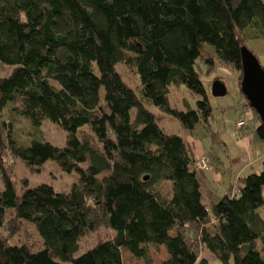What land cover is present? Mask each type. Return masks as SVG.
<instances>
[{"label":"trees","instance_id":"1","mask_svg":"<svg viewBox=\"0 0 264 264\" xmlns=\"http://www.w3.org/2000/svg\"><path fill=\"white\" fill-rule=\"evenodd\" d=\"M255 39L264 40V0H0V64L11 68L0 76V264H123L124 250L152 264L154 246L168 255L162 264H211L195 244L222 264H264V160L207 208L191 146L143 105L214 141L200 69L221 65L241 83V50ZM182 85L195 109L170 107ZM17 118L33 127L28 144L14 138ZM45 120L67 133L63 147L40 138ZM255 132L264 141L261 122ZM14 159L36 169L53 161L78 181L30 188ZM22 224L38 244L8 240ZM102 227L112 237L77 256L80 238Z\"/></svg>","mask_w":264,"mask_h":264},{"label":"rangeland","instance_id":"2","mask_svg":"<svg viewBox=\"0 0 264 264\" xmlns=\"http://www.w3.org/2000/svg\"><path fill=\"white\" fill-rule=\"evenodd\" d=\"M249 47L254 50L257 59L264 69V40L255 39L248 42ZM207 49L213 51V48L206 45ZM249 50V49H248ZM117 71L122 76L123 80L128 84L129 88L137 97H140V81L135 75L132 68L126 67L123 63L117 65ZM11 71L10 67L0 64V76H6ZM200 81L206 91L209 104L212 108V131L216 134L212 144L211 137L207 132L198 127L195 132L190 135L188 131L183 129L180 123L173 117L160 112V110L144 100V107L157 117L160 128L168 135H177L185 140L194 152L203 156L204 152H209L212 158L207 165V171L212 173L211 185L209 189L206 187L204 191L209 193L212 203H217L224 189L235 185L238 177H246L250 174H258L261 171L262 160L256 162L264 153V141L260 140L256 135V128L260 121L255 112L247 106V101L243 97L239 89L240 79L237 72L227 70L221 65H216L213 70L208 71L206 66L200 69ZM222 82L226 88V95L223 97H215L212 94V87L215 81ZM44 91V90H43ZM196 98L191 95L184 85L176 88L171 87L168 96V102L171 108L183 111L184 104H188L192 109H195ZM238 119L245 122V127L241 132L236 129L235 123ZM16 133L15 140L28 144L30 133L33 131L28 120H13ZM241 130V129H240ZM39 136L42 140L50 143L56 147H63L66 143L67 133L59 126L45 120L39 128ZM237 133V134H236ZM213 147H212V146ZM212 147V148H210ZM194 156V155H193ZM250 161H255L253 166L240 175L241 170L246 169ZM13 171L15 178L19 180L25 179L30 188L39 184H47L53 187L56 191H69L71 186L77 183V175L75 173H65L53 161L45 162L39 169L27 168L19 159L13 161ZM196 165V163H195ZM217 171H214L215 168ZM197 168V167H196ZM205 169V170H206ZM198 171L201 172L197 168ZM239 174V175H238ZM200 180L201 173H197ZM3 188L2 176L0 173V190ZM237 185H235L230 194L237 192ZM163 195H168L169 186L163 184L160 186ZM209 190V192L207 191ZM21 193L22 191L19 190ZM212 193V194H210ZM219 196V197H218ZM259 214L264 219V206L259 210ZM8 234L4 233V236ZM113 233L106 228H98L94 233L84 235L79 241V252L77 256L81 255L85 250L91 248L100 239H109ZM8 238V237H7ZM37 235L30 225L22 224L19 229L12 233L8 238L10 242L27 243L31 245L38 244ZM197 246L199 258L207 260L211 264H222L204 248V246L195 244ZM148 258L152 264H162L168 259V255L163 246L150 247L148 251ZM123 264H146L141 259H136L127 251H122Z\"/></svg>","mask_w":264,"mask_h":264},{"label":"water","instance_id":"3","mask_svg":"<svg viewBox=\"0 0 264 264\" xmlns=\"http://www.w3.org/2000/svg\"><path fill=\"white\" fill-rule=\"evenodd\" d=\"M241 65L240 92L264 125V69L257 57L245 47L241 50ZM226 93L224 84L216 80L212 87V94L215 97H223Z\"/></svg>","mask_w":264,"mask_h":264},{"label":"crops","instance_id":"4","mask_svg":"<svg viewBox=\"0 0 264 264\" xmlns=\"http://www.w3.org/2000/svg\"><path fill=\"white\" fill-rule=\"evenodd\" d=\"M248 48H249V50L256 56V54H255V52H254V50H252L250 47H249V45H248ZM257 57V56H256ZM238 121H242V119H238L237 120V122ZM237 122L235 123V132H236V124H237ZM246 125V124H245ZM209 126H210V128H211V130H212V123H211V119H210V123H209ZM245 127V126H244ZM243 127V128H244ZM243 128H241V130H239V132H241L242 131V129ZM237 134V133H236ZM211 142H212V144H215V143H217L218 142V140L216 139V141H212L211 140ZM212 146V145H211ZM213 147V146H212ZM212 147H210V148H212ZM194 152V151H193ZM193 155H200L199 153H197V152H194V154ZM203 155L204 156H207L209 159H210V164H212V158H211V156H210V153L209 152H204L203 153ZM263 157H264V153L262 154V156H260L259 157V159L256 161V162H258L260 159H263ZM264 160V159H263ZM262 160V161H263ZM261 161V160H260ZM255 161H250L249 162V165L247 166V167H245L246 169H242L241 170V172H240V175L242 174L243 175V173L245 172V171H247L250 167H252L253 166V163H254ZM217 167L214 169V171H217ZM199 173H201V175H202V178L200 179V183H201V199H202V203L207 207V208H210L214 203H212L211 202V198L209 197V193H207V192H205L204 191V188L203 187H206V188H208L209 187V185H211V180H212V173L211 172H209V171H207V169L206 170H201V172L200 171H198ZM197 172V173H198ZM239 175V174H238ZM240 178H242V177H238L237 178V182H238V179H240ZM235 185H232V186H229V187H227V188H225L224 187V189L222 188L221 190H222V194H219L220 195V197L222 198L225 194H227L228 192H229V190H230V188L232 189L233 187H234ZM209 189V188H208ZM208 192H209V190H207ZM210 194H212V193H210ZM219 197V196H218ZM220 198V199H221Z\"/></svg>","mask_w":264,"mask_h":264},{"label":"built area","instance_id":"5","mask_svg":"<svg viewBox=\"0 0 264 264\" xmlns=\"http://www.w3.org/2000/svg\"><path fill=\"white\" fill-rule=\"evenodd\" d=\"M245 126V122L244 121H238L236 124V129L240 130L241 128H243ZM193 159L196 163V167L199 170H205L207 168V165L210 161V159L207 156H201V155H194Z\"/></svg>","mask_w":264,"mask_h":264}]
</instances>
